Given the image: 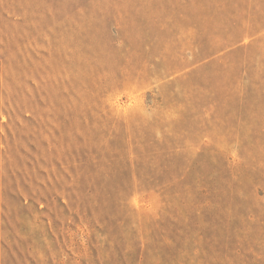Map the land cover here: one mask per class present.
I'll return each mask as SVG.
<instances>
[{"label":"rangeland","instance_id":"obj_1","mask_svg":"<svg viewBox=\"0 0 264 264\" xmlns=\"http://www.w3.org/2000/svg\"><path fill=\"white\" fill-rule=\"evenodd\" d=\"M0 264H264V0H0Z\"/></svg>","mask_w":264,"mask_h":264}]
</instances>
